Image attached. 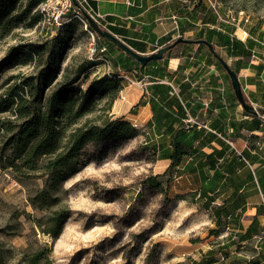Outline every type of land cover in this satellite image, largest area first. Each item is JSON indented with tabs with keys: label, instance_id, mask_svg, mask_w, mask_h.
Masks as SVG:
<instances>
[{
	"label": "rangeland",
	"instance_id": "1",
	"mask_svg": "<svg viewBox=\"0 0 264 264\" xmlns=\"http://www.w3.org/2000/svg\"><path fill=\"white\" fill-rule=\"evenodd\" d=\"M214 1L216 11L211 6ZM28 2L19 0L16 10L8 16L10 25L0 29V99H15L17 93L23 96L22 105H28L33 98L24 81L30 83L28 79L34 78L36 86L38 72L46 66L48 54L60 46L61 70L52 86L44 90L45 95L55 89L56 82L70 80L75 72L83 71V77L75 84L82 89L91 79L104 74L103 65L91 60L97 54L92 49L97 50L100 44L116 48L112 42L89 31L83 17H71L68 24L72 25L67 29H47L40 20L32 22L37 11L34 8L24 12ZM172 2L189 19L181 23L178 36L203 38L206 31L225 27L233 32L238 24L262 43L257 49L264 53V0ZM16 15H20L18 20L14 18ZM237 34L243 37L240 31ZM169 40L170 36H163L143 51H154ZM25 44L40 46L43 53L27 61L16 53ZM187 47H176L168 56L193 48ZM216 53L225 60L223 52V57ZM113 72L119 73L114 67ZM105 102L100 101L97 109L103 108ZM14 108L13 104L0 113V122L9 119L15 122L14 126L19 124L21 120H15ZM9 136L4 129L0 131V264H18L21 252L39 244L49 250L53 264H204V255L216 250L221 238H209L210 230L214 229L213 213L196 204L190 194H174V184L166 186L164 179H159L161 191L154 187L155 182L149 181L156 155L146 143L148 135L144 131H138L133 138L102 144L100 148L88 145L75 163L72 175L52 191L57 203L44 209L30 203V198L44 187L42 170L14 171L4 167L11 154L5 145ZM61 209L68 210L69 215L60 235L54 239L42 232L40 220ZM214 261L207 264L222 263L219 255Z\"/></svg>",
	"mask_w": 264,
	"mask_h": 264
},
{
	"label": "crops",
	"instance_id": "2",
	"mask_svg": "<svg viewBox=\"0 0 264 264\" xmlns=\"http://www.w3.org/2000/svg\"><path fill=\"white\" fill-rule=\"evenodd\" d=\"M89 2L105 16L102 26L140 54L154 52L143 49L163 36H170L166 44L171 43L184 23L172 0ZM248 34L243 41L229 33L238 43L222 44L215 34L210 41L236 72L245 100L264 109V53L257 49L262 43ZM192 46L144 67L108 44L105 56L122 84L111 115L137 123V130L148 135L146 143L156 155L152 176L165 173L171 164L167 155L180 143L187 155L169 179L174 194H196V204L218 213L211 224L221 231L209 238H221L218 246L228 250L230 259L264 264V115L246 113L207 46ZM126 78L140 84L128 85ZM188 117L206 127L186 124Z\"/></svg>",
	"mask_w": 264,
	"mask_h": 264
},
{
	"label": "trees",
	"instance_id": "3",
	"mask_svg": "<svg viewBox=\"0 0 264 264\" xmlns=\"http://www.w3.org/2000/svg\"><path fill=\"white\" fill-rule=\"evenodd\" d=\"M18 1L0 0V29L5 30L10 25L8 16L16 10ZM41 1L29 0L26 6L24 11L26 13L34 8L37 11L31 18L32 22L40 20L37 6ZM178 15L181 16L184 22H189L186 13H183L182 10L179 11ZM14 18L18 20L20 15H16ZM71 21L62 24L58 29L69 28L72 24L68 23ZM212 22H214V19L211 20ZM87 29L93 31L88 24ZM206 32V38L194 39H204L211 43L210 38L215 34L222 44L238 43L230 38L229 33L231 31L228 27L221 31L212 28ZM166 43L167 41L159 46L161 47ZM190 45L192 44L179 43L168 50L163 58L177 57L168 55L176 47L181 48ZM16 53L23 55L27 61H33L39 58L43 52L40 46L25 44ZM62 53L63 48L60 46V48L48 54L46 66L38 72L36 86H33L34 78L28 79L31 81L30 83L24 81L23 84L31 89L30 93L33 98L28 102V105H22L24 104L23 96L17 93H14L15 99H0V113L11 108L14 104L15 120H21L16 126L13 125L15 122L9 119L0 122V131L4 129V131L10 133L5 145L10 149L11 154L6 159L4 167L14 171H19L21 168L30 172L42 170V174L45 176L44 187L37 192V195L30 198L31 205L39 209L57 203L58 199L52 195V191L56 190L61 182L72 175L76 168L75 163L88 145L100 148L102 144L114 143L138 135V130L133 128L129 122L121 118L113 119L110 114L112 105L122 90L121 81L115 73L95 77L89 81L85 89H82V87L75 86V84L83 77V71L75 72L70 80L56 82L55 89L48 95L44 94V90L52 86L61 70ZM237 53L242 52L237 50ZM128 58L133 61L131 57ZM157 61L152 60L144 67ZM219 67L224 71L220 64ZM85 79L87 81L88 76H85ZM20 89L22 91L23 88ZM103 100L106 101L104 107L97 109L98 103ZM246 113L250 112L246 111ZM83 118H85L84 122L77 125ZM185 155H187L186 149L180 143L174 145L172 152L167 155V158L171 160V164L165 173L161 176L148 177L149 181L156 183L154 185L156 189L161 191L163 189L162 182L158 180L159 178L164 179L166 186L169 185V179L176 172L174 168L180 165L181 159ZM165 176H167L166 179ZM190 195L195 197L196 194ZM211 212L214 217L218 216L216 211ZM68 215L69 211L65 209L52 211L51 214L40 220V222L43 221L44 228L42 232L56 239L60 235ZM220 231L221 228H214L210 230L209 235L216 236ZM232 244L229 243V245ZM243 250L248 251L247 248ZM236 251H242L240 246L236 247ZM21 253L22 257L18 264H53L49 250L40 244L27 247ZM216 255L220 256L221 264H226L227 261H229V264H241L230 259L228 250L220 249L218 244L216 250H209L206 257H203L204 264L216 263L214 261ZM249 264L259 263L256 260H250Z\"/></svg>",
	"mask_w": 264,
	"mask_h": 264
},
{
	"label": "built area",
	"instance_id": "4",
	"mask_svg": "<svg viewBox=\"0 0 264 264\" xmlns=\"http://www.w3.org/2000/svg\"><path fill=\"white\" fill-rule=\"evenodd\" d=\"M79 8L76 7L73 3V0H42L39 5L37 6V10L40 14V23L47 29H58L62 24L68 22L70 18H78L83 17V12L86 13L90 18L94 20L98 25H103L105 16L101 13H99L96 9H94L89 0H75ZM212 8L216 11V2L211 3ZM219 17V16H218ZM85 19V18H84ZM175 28L177 29V19L178 17L173 16L172 17ZM240 31L243 35V37H240L237 32ZM233 36L236 39L239 40H246L249 38L248 31L239 27L238 24L236 25L235 30L233 31ZM92 49V53L96 52L94 58H92V61L100 62L103 65L104 68V74L110 75L113 74V66L111 65L109 59L105 56L107 53V47L104 44H101L98 46V48ZM103 74V75H104ZM119 74H117V77ZM126 81L128 85L130 84H140V82H136L133 79L126 78ZM186 124H195L196 126H203L202 123H199L197 120L188 117L187 120H185ZM131 126L135 129H138L137 123H131Z\"/></svg>",
	"mask_w": 264,
	"mask_h": 264
},
{
	"label": "water",
	"instance_id": "5",
	"mask_svg": "<svg viewBox=\"0 0 264 264\" xmlns=\"http://www.w3.org/2000/svg\"><path fill=\"white\" fill-rule=\"evenodd\" d=\"M73 3L76 7L79 8V5L75 0H73ZM83 16L95 34H97L99 37H102L112 42L117 48L122 50L129 57H131L140 66H145L147 63H149L152 60H161L163 58V55L168 50H170L171 48H173L175 45L179 43L206 45L209 52L216 58V60L219 62V64L224 69L225 73L228 75L230 82H231L232 89L234 91V94L238 102L242 106V108L245 111H248L255 116L264 115V109L255 108L253 105L249 104L245 100L236 72L232 70L230 66L216 53L213 45L207 42L206 40L183 38L181 36H178L171 43L159 47L154 52H151L149 54H140L134 51L133 49H131L129 46H127L125 43H123L119 38H117L115 35H113L109 31L102 30L99 27V25L96 22H94V20L90 18L86 13L83 12Z\"/></svg>",
	"mask_w": 264,
	"mask_h": 264
},
{
	"label": "bare ground",
	"instance_id": "6",
	"mask_svg": "<svg viewBox=\"0 0 264 264\" xmlns=\"http://www.w3.org/2000/svg\"><path fill=\"white\" fill-rule=\"evenodd\" d=\"M158 170V169H157Z\"/></svg>",
	"mask_w": 264,
	"mask_h": 264
}]
</instances>
